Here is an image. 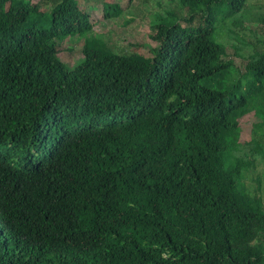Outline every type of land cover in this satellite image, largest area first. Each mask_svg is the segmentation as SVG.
I'll use <instances>...</instances> for the list:
<instances>
[{"label":"trees","instance_id":"1","mask_svg":"<svg viewBox=\"0 0 264 264\" xmlns=\"http://www.w3.org/2000/svg\"><path fill=\"white\" fill-rule=\"evenodd\" d=\"M23 1L0 0V264H264L262 182H244L264 162V48L236 64L220 41L264 10L170 0L143 55L92 42L76 0L12 31ZM70 36L87 56L69 65Z\"/></svg>","mask_w":264,"mask_h":264},{"label":"rangeland","instance_id":"2","mask_svg":"<svg viewBox=\"0 0 264 264\" xmlns=\"http://www.w3.org/2000/svg\"><path fill=\"white\" fill-rule=\"evenodd\" d=\"M40 7L49 4L47 0H24L22 7L12 6L6 3V21L7 26L12 31H19L22 28L23 18L32 22L36 17V13H26V9ZM79 7L85 8L90 14L93 27L90 33L92 42L99 41L105 44L112 51L117 53H130L136 51L143 55H148L150 48L154 45V41L148 36L152 31L151 21L156 12H164L163 7L169 6L170 0H76ZM115 2L121 8V12L117 16L109 18L103 17L102 3ZM162 4V6L159 5ZM171 3V2H170ZM173 4V3H172ZM42 8V9H43ZM247 9L254 12L264 10V0H248ZM242 29H234L227 25L222 29V37L220 41L225 44L228 56H230L236 64L244 63L249 54L255 50L264 48V29H261L255 21H246ZM254 29L256 34L251 31ZM236 31L238 35L235 34ZM84 36H70L64 41V49L59 51V57L67 64H74L87 56L86 49L83 44ZM250 43V44H249ZM255 45L252 47V45ZM255 120L251 118L249 123L241 131V140L250 139V125ZM225 166L232 164V154L225 151ZM254 179V180H253ZM257 181H261L262 191L260 192L262 202L264 204V162L255 163L244 180L249 188H253ZM260 182V183H261Z\"/></svg>","mask_w":264,"mask_h":264}]
</instances>
